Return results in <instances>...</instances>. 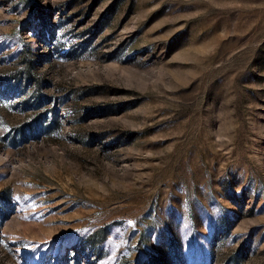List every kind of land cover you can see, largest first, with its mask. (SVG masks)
<instances>
[{"label": "rangeland", "instance_id": "rangeland-1", "mask_svg": "<svg viewBox=\"0 0 264 264\" xmlns=\"http://www.w3.org/2000/svg\"><path fill=\"white\" fill-rule=\"evenodd\" d=\"M0 264H264V0H0Z\"/></svg>", "mask_w": 264, "mask_h": 264}, {"label": "trees", "instance_id": "trees-1", "mask_svg": "<svg viewBox=\"0 0 264 264\" xmlns=\"http://www.w3.org/2000/svg\"><path fill=\"white\" fill-rule=\"evenodd\" d=\"M30 76V75H29Z\"/></svg>", "mask_w": 264, "mask_h": 264}]
</instances>
